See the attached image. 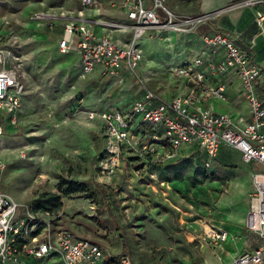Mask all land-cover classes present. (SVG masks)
<instances>
[{
  "label": "rangeland",
  "instance_id": "obj_1",
  "mask_svg": "<svg viewBox=\"0 0 264 264\" xmlns=\"http://www.w3.org/2000/svg\"><path fill=\"white\" fill-rule=\"evenodd\" d=\"M42 1L0 0L3 42L24 59L26 69L19 120L6 123V131L0 135V158L5 162L0 188L19 202L17 219L28 213L36 217L19 235L18 246L31 242L37 234L54 239L67 229L98 243L110 263L129 254L136 264H207L209 257L217 255L206 236L207 220L214 219L218 202L209 186L217 174L213 164L205 165L206 154L198 146L195 152L181 148L176 156L159 159L146 150L127 152L117 174L107 179L98 163L106 145L103 121L92 120L87 113L124 105L146 89L167 97L191 88V78L177 73L198 51L192 46L186 50L182 34L189 33L165 30L159 36L144 37L141 83L131 79L121 86L102 72L82 78L75 47L63 54L59 50L63 24L50 28L33 18ZM46 1L49 6H76L71 0ZM100 7L105 13L106 5ZM97 8L92 10L100 15ZM197 30L209 31L205 25ZM261 78L264 81V72ZM208 103L225 102L214 99ZM141 119L138 115L133 126ZM145 143L151 144V136ZM23 150L25 157L20 155ZM228 166L237 167L244 176L245 168ZM256 170L264 172V166L259 164ZM42 191L61 193L63 206L53 212L38 208L34 198ZM231 232L228 241L238 242L240 234ZM104 259L95 264H104ZM33 264L66 262L53 252Z\"/></svg>",
  "mask_w": 264,
  "mask_h": 264
},
{
  "label": "built area",
  "instance_id": "obj_2",
  "mask_svg": "<svg viewBox=\"0 0 264 264\" xmlns=\"http://www.w3.org/2000/svg\"><path fill=\"white\" fill-rule=\"evenodd\" d=\"M258 2L246 1L249 5ZM100 4V0H79V5L65 7L49 6L42 1L33 18L50 28L63 24L58 47L62 53L75 47L79 54L80 77L85 78L100 68L102 73L116 78L121 86L127 85L131 79L140 83L144 81L139 71L145 51L144 37L159 36L165 30L198 33L197 29L211 17L209 14L175 13L165 0H153L151 7H147L144 0H115L113 5L124 11L127 21L106 19L101 15L88 17L87 11L95 7L100 9ZM256 21L264 26V12L261 10L257 12ZM199 35L202 45L194 60L177 69L178 74L191 78V88L167 97L146 89L124 105L88 110L90 119L103 121L106 145L98 163L107 179L117 174L127 152L146 150L155 159L163 155L170 158L176 156L182 146L194 141L207 153V166L221 144L239 149L244 161H256L264 166V93L261 90L264 69L253 59L255 39L242 44L237 35L221 30H209ZM0 42L2 135L6 123L16 124L19 120L26 90V69L24 59L3 42L2 33ZM231 76L239 80L237 97L246 102L244 111H221L208 103L214 99L231 103ZM81 102L79 99L78 105ZM138 115L142 119L134 127ZM147 136H151V144L145 143ZM165 145L170 148H164ZM20 155L25 157L26 152L23 150ZM4 168L5 162L0 159V172ZM252 178L255 188L245 225L258 233L261 242L237 253L228 264L264 262V172H253ZM18 208L19 202L0 188V264H23V255L47 258L53 252L59 253L66 264H95L105 256L98 243L77 237L67 229L60 231L54 239L37 234L20 248L19 235L36 217L28 213L17 219ZM206 237L216 252L228 239L229 232L224 227L211 225ZM113 264L136 263L129 254H122Z\"/></svg>",
  "mask_w": 264,
  "mask_h": 264
},
{
  "label": "crops",
  "instance_id": "obj_3",
  "mask_svg": "<svg viewBox=\"0 0 264 264\" xmlns=\"http://www.w3.org/2000/svg\"><path fill=\"white\" fill-rule=\"evenodd\" d=\"M71 1H73L76 6L79 5V0ZM100 1L106 5L105 13L101 12V7L97 10L101 17L117 21L128 20L124 11L118 6L113 5L115 0ZM246 1L247 0H165V3L170 9H172V11L178 14H209L211 17L208 22L204 24L208 30L216 29L228 32L232 35H237L239 37V42L242 44L255 38L253 59L259 62L264 69V31L261 30L264 26L261 27L256 21L257 12L259 10L264 12V3H262V0H259L257 4L249 5ZM144 4L147 7H151L153 0H144ZM88 13L89 15H94L93 17L97 15L94 10L88 11ZM89 15L87 16L89 17ZM62 33L63 27L60 37L62 36ZM199 34L201 33L182 34L183 44L186 46L187 51L191 46L197 50L201 47L202 44L200 42ZM95 72L100 73L102 71L98 68ZM238 89L239 80L237 77L231 76L229 78V95L232 99L231 103H219L218 105L212 103V105L221 111L246 110V102L237 97ZM261 90L264 93L263 80L261 83ZM105 107L106 106H104V108ZM197 146L200 151L203 150L197 141L182 146V149H187L189 152H195ZM219 149V159L217 158L212 163L217 174L216 179L209 180V186L212 189L211 195H216L218 203L214 208V219H208L207 221H209L210 224L207 225L226 228L229 232L228 239L231 237V231L238 232L240 234L239 237L241 238L238 242H231L227 239L222 247L216 251L217 255L209 257L207 264H228L233 260L237 253H240L245 249L253 248L261 242L258 233L247 229L245 225L247 214L250 209L251 196L255 188L254 179L250 176V173L252 171H259L256 170L259 163L256 161H244L241 151L233 146L221 144ZM230 164H237L240 168H245L243 172H245L244 176L245 178L247 177V179L244 178L242 173L240 174V170L237 167L228 166ZM236 248H241L242 250L236 251ZM106 259H108V257L105 255L104 264L114 263L107 262ZM260 264H264V262Z\"/></svg>",
  "mask_w": 264,
  "mask_h": 264
},
{
  "label": "trees",
  "instance_id": "obj_4",
  "mask_svg": "<svg viewBox=\"0 0 264 264\" xmlns=\"http://www.w3.org/2000/svg\"><path fill=\"white\" fill-rule=\"evenodd\" d=\"M212 30H216V29H212ZM196 34H198V33H196ZM103 108H101V109H103ZM152 131H153V129L150 128V132H152ZM191 143H189V144H191ZM189 144H186V145H189ZM202 151L206 154V158H207L206 160L207 161L205 162V165L207 166L206 163L208 162L209 157H208L207 153L204 150H202ZM216 155H215V157H213L211 159L210 165H212V163L216 160ZM67 192L68 191H66V193ZM34 203L41 210H46V211H52L53 212V211L59 210L63 206V196L59 192L42 191V192H40L37 195V197L34 198ZM44 259L45 258H38V257L31 256V255H23V264H33V262H40V261H43ZM106 261L110 262L109 259H106Z\"/></svg>",
  "mask_w": 264,
  "mask_h": 264
},
{
  "label": "bare ground",
  "instance_id": "obj_5",
  "mask_svg": "<svg viewBox=\"0 0 264 264\" xmlns=\"http://www.w3.org/2000/svg\"><path fill=\"white\" fill-rule=\"evenodd\" d=\"M1 159V158H0Z\"/></svg>",
  "mask_w": 264,
  "mask_h": 264
}]
</instances>
